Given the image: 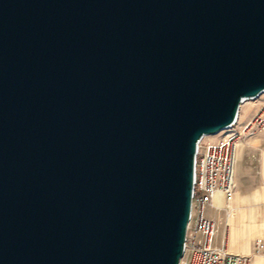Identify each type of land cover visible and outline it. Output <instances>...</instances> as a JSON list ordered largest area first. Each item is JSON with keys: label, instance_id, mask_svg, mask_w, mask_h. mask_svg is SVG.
I'll list each match as a JSON object with an SVG mask.
<instances>
[{"label": "water", "instance_id": "obj_1", "mask_svg": "<svg viewBox=\"0 0 264 264\" xmlns=\"http://www.w3.org/2000/svg\"><path fill=\"white\" fill-rule=\"evenodd\" d=\"M264 93V0H0V264H180L200 139Z\"/></svg>", "mask_w": 264, "mask_h": 264}, {"label": "built area", "instance_id": "obj_2", "mask_svg": "<svg viewBox=\"0 0 264 264\" xmlns=\"http://www.w3.org/2000/svg\"><path fill=\"white\" fill-rule=\"evenodd\" d=\"M260 129H264V106H260L243 124L240 123L239 112L229 126L217 132H225L224 138L205 141V135L200 139L195 157L191 214L187 225L184 255L180 264L252 263V254L230 251L225 240L220 245L215 243L217 223L207 216L206 208L213 204V198L218 191L225 193L228 202L233 199L236 189L237 143L244 136L254 135ZM186 252L189 256L184 260ZM254 253L264 255V237L255 239Z\"/></svg>", "mask_w": 264, "mask_h": 264}, {"label": "crops", "instance_id": "obj_3", "mask_svg": "<svg viewBox=\"0 0 264 264\" xmlns=\"http://www.w3.org/2000/svg\"><path fill=\"white\" fill-rule=\"evenodd\" d=\"M256 110L257 106L246 116L241 112L240 123L247 122ZM235 180L230 202L223 191H218L213 204L206 208L207 216L217 223L215 243L220 245L225 240L230 251L252 254L251 264H264V255L254 253L255 239L264 237V129L238 141ZM188 256L186 252L184 260Z\"/></svg>", "mask_w": 264, "mask_h": 264}, {"label": "rangeland", "instance_id": "obj_4", "mask_svg": "<svg viewBox=\"0 0 264 264\" xmlns=\"http://www.w3.org/2000/svg\"><path fill=\"white\" fill-rule=\"evenodd\" d=\"M246 101L242 103L241 110H240V114L242 112V114L244 116L252 113L255 110V106H257V110H258V108L260 106H264V93L261 94L259 97L255 98V99H249V100H246ZM224 137H225V132H221V133H219V135L218 134L206 135L204 137V140L205 141H211L213 139L220 140V139H222Z\"/></svg>", "mask_w": 264, "mask_h": 264}, {"label": "bare ground", "instance_id": "obj_5", "mask_svg": "<svg viewBox=\"0 0 264 264\" xmlns=\"http://www.w3.org/2000/svg\"><path fill=\"white\" fill-rule=\"evenodd\" d=\"M246 101V100H245ZM247 102V101H246ZM241 108V107H240ZM241 110V109H240ZM215 134H218L219 135V133H215Z\"/></svg>", "mask_w": 264, "mask_h": 264}]
</instances>
